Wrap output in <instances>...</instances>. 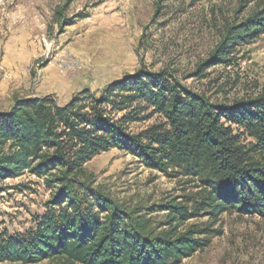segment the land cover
Instances as JSON below:
<instances>
[{
  "label": "trees",
  "instance_id": "trees-1",
  "mask_svg": "<svg viewBox=\"0 0 264 264\" xmlns=\"http://www.w3.org/2000/svg\"><path fill=\"white\" fill-rule=\"evenodd\" d=\"M262 34L264 7L228 24L214 64L228 63L236 46ZM155 116L147 129L132 131ZM111 149L171 177L198 179L205 194L199 209L215 219L224 213L264 219V93L218 104L165 72L139 71L100 94L83 90L64 106L46 96L17 99L0 112V183L30 171L55 190L35 227L0 232V263L181 264L209 245L195 237L207 231L177 232L198 216L186 207L164 206L170 228L160 230L142 209L94 187L85 164Z\"/></svg>",
  "mask_w": 264,
  "mask_h": 264
},
{
  "label": "rangeland",
  "instance_id": "rangeland-1",
  "mask_svg": "<svg viewBox=\"0 0 264 264\" xmlns=\"http://www.w3.org/2000/svg\"><path fill=\"white\" fill-rule=\"evenodd\" d=\"M263 7L264 0H0V105L52 96L64 106L83 90L100 94L139 71L165 72L218 104L257 98L264 93V34L236 46L228 63L215 65L211 56L228 24ZM157 121L131 128L139 133ZM85 170L110 198L142 209L153 228H170L164 208L170 203L198 214L177 232L207 231L195 237L210 243L181 264H264V219L213 218L199 209L205 194L198 179L148 169L117 149L96 156ZM0 188V232L12 234L35 227L55 193L30 171Z\"/></svg>",
  "mask_w": 264,
  "mask_h": 264
},
{
  "label": "crops",
  "instance_id": "crops-1",
  "mask_svg": "<svg viewBox=\"0 0 264 264\" xmlns=\"http://www.w3.org/2000/svg\"><path fill=\"white\" fill-rule=\"evenodd\" d=\"M14 102L9 103V105L7 106V103L3 105H0V112H6L9 111L12 107H13Z\"/></svg>",
  "mask_w": 264,
  "mask_h": 264
}]
</instances>
